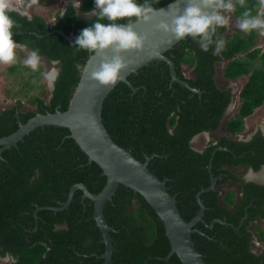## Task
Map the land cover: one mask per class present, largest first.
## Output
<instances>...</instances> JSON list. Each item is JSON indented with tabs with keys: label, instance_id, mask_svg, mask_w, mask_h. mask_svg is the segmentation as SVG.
Listing matches in <instances>:
<instances>
[{
	"label": "trees",
	"instance_id": "trees-1",
	"mask_svg": "<svg viewBox=\"0 0 264 264\" xmlns=\"http://www.w3.org/2000/svg\"><path fill=\"white\" fill-rule=\"evenodd\" d=\"M78 1L79 10L67 3L61 17L60 9L37 11L36 5H48L40 0L35 5L23 3L30 18L15 10L9 12L14 20L13 40L29 52L39 49L40 57L48 62L56 61L58 76L49 98L47 89L36 84L42 75L40 67L33 70L24 63V66L8 67L11 75L22 74L25 80L31 77L33 88L42 89V95H36L33 101L29 99L35 111L24 110L21 98L27 95L24 89L28 82L18 77L20 88L8 95L14 104L0 109V138L14 133L18 121L24 124L37 113L63 112L68 108L81 75L75 65L85 64L93 52L78 49L74 41H67L57 31L77 36L97 19L98 11L94 9V0ZM172 1L155 0L154 6L159 9ZM54 2L58 0H50ZM233 2L235 10L229 24L218 26L214 35V39L225 41L222 50L214 54L213 44L203 51L198 38L186 36L165 53L174 64L177 78L199 93L176 82L171 84L168 65L155 60L128 77L135 92L120 82L102 106V122L112 141L140 162L151 158L147 168L159 180H165V187L175 198L186 222L199 213L197 194L209 187L210 176L217 179L223 174L222 163L228 166L250 163L247 153L241 159L235 156L241 155L240 150H247L252 142L219 141L218 146L227 145L233 153L222 149L213 153V146L199 152L189 144L197 134L219 129L230 104V92L216 84L218 67L223 64L221 72L225 79L249 76L241 93L239 115L225 121L226 132L243 131L244 117L264 100L261 33L253 28L242 30L235 23L240 9L246 7L249 14L254 13L258 0ZM53 19H56L54 23ZM117 22H127V18ZM217 180L214 190L200 195L205 207L202 220L207 225L225 220L227 225L213 222L207 228L202 222L197 223L193 228L196 232L191 235L197 252L206 264H264L249 250L244 228L238 231L237 219L229 218L230 211L219 199L217 187L226 178ZM79 183L97 194L106 184V177L95 162L88 161L87 155L69 137L68 129L38 128L17 146L1 152L0 256L8 254L13 259L5 264L103 262L105 247L93 219V202L83 199L82 191L77 190L66 209L55 210L67 200L71 187ZM225 202L232 205V192L227 193ZM103 215L107 225L113 228L112 264H182L175 254L167 258L170 243L164 225L140 194L119 185L112 199L104 204Z\"/></svg>",
	"mask_w": 264,
	"mask_h": 264
},
{
	"label": "water",
	"instance_id": "water-1",
	"mask_svg": "<svg viewBox=\"0 0 264 264\" xmlns=\"http://www.w3.org/2000/svg\"><path fill=\"white\" fill-rule=\"evenodd\" d=\"M71 3L77 9L79 8L78 3ZM170 4H173V1L156 9L150 21L144 22L141 20L134 23L135 30L140 34L146 35L147 40L143 50H128L123 53L130 63L126 69L122 70L115 84L108 86L100 85L97 81L91 79L89 74L81 72L78 84L73 90L68 108L65 111L44 114L37 113L24 124L18 121V129L14 133L0 138L1 158V152L17 146V143L23 140L26 135L38 128L46 126L65 128L69 130V137L73 138L79 148L87 155L88 161L95 162L101 168L106 177V184L99 193L93 194L83 184H75L71 187L67 200L60 208L55 209L56 211L66 209L74 192L77 190L82 191L83 199H89L93 202V219L100 231L105 247L104 253L101 256L103 259L101 264H112L111 255L113 246L110 232H113V228L106 223L103 207L107 201L112 199L119 185H123L140 194L155 211L164 225L165 235L170 243V252L167 258L175 254L182 264H206L202 256L197 252L191 237L196 232L193 228L197 223L202 222L207 228H211L213 222L227 225L225 221L220 220H215L207 225L202 220L205 207L200 200V195L214 190L216 178L211 175L209 187L197 194V201L200 206L199 213L192 220L186 222L178 211L175 198L168 193L165 187V180H159L147 168L151 158H147L145 162L135 159L128 151L112 141L102 122V106L107 95L120 82L126 84L135 92L136 88L128 81V77L155 60L165 62L168 65L171 84L176 82L190 90L192 89L187 83L177 78L173 62L165 56L168 50L185 39L186 36L176 39L170 33L158 30L156 27L161 20H169L170 22V16L167 15V12L173 10L169 7ZM173 7H175L174 4ZM64 10L65 7L63 6L61 12H64ZM57 32L67 41H75L77 37L73 33L65 34L62 30H58ZM109 55H111L110 51ZM101 59L102 57L98 53H91L85 63L89 68V72ZM55 70L58 72V69ZM49 84V98H51L54 88L53 81ZM192 90L199 93L197 89ZM206 135H208L207 132L197 134L189 143L191 148L201 151L202 148L195 147L193 143L198 137ZM208 168L210 169V165Z\"/></svg>",
	"mask_w": 264,
	"mask_h": 264
},
{
	"label": "clouds",
	"instance_id": "clouds-1",
	"mask_svg": "<svg viewBox=\"0 0 264 264\" xmlns=\"http://www.w3.org/2000/svg\"><path fill=\"white\" fill-rule=\"evenodd\" d=\"M154 3L155 0H143V2L140 0H94V9H98L95 12L97 19L80 30L74 44L78 49L98 53L102 59L90 72L87 64L77 63L75 67L79 71L89 74L90 78L100 85L115 84L122 70L126 69L130 63L123 53L128 50L140 51L144 48L147 36L138 33L134 28V23L141 20L150 21L156 12ZM173 4L169 5L173 10L167 12L170 22L161 20L156 25L158 30L170 33L176 39L185 36L198 38L197 42L203 51H208L213 44L216 45L213 49L214 54L223 49L225 41L214 39V35L218 26L229 24L232 11L235 10L233 0H186V2L173 0ZM21 8L22 10L19 9V6H11L9 0H0V63L14 62L16 48L26 50L24 45H19L13 40L14 20L9 15L10 11L15 10L30 18L29 12L24 7L21 6ZM227 13L230 14L229 17ZM63 15L64 12L60 10L59 16ZM125 18H127V22H117L125 20ZM105 19L109 22L104 23ZM55 21L56 19H53L51 22ZM235 23L242 30L247 31L249 28H253L264 34V0H258L256 10L251 14L246 7H242ZM109 51L111 55H109ZM40 59L39 49H32L24 63L36 70ZM53 63L57 64L56 61ZM57 76L58 72L55 69L46 73L49 82L55 81ZM258 177L264 178V168L260 171L249 168L243 179L248 182Z\"/></svg>",
	"mask_w": 264,
	"mask_h": 264
},
{
	"label": "flooded vegetation",
	"instance_id": "flooded-vegetation-1",
	"mask_svg": "<svg viewBox=\"0 0 264 264\" xmlns=\"http://www.w3.org/2000/svg\"><path fill=\"white\" fill-rule=\"evenodd\" d=\"M64 2L65 1H63L62 6L66 7L67 2ZM248 79L249 76L245 75L234 80L225 79L223 76L222 80L216 79L218 88L230 92V104L222 117L219 129L214 132H207L208 136H211V139L206 142L203 147L199 148H202L201 151H203L208 146H213L215 148L213 153L219 149H222V151L224 150L226 153H233V151L227 148V145L223 147L218 146L219 141L228 139L238 144H240V142L244 144L252 142V145H249L250 147L247 150H240L241 155L235 156V159H241L249 154L247 158L250 159V163L233 164L230 166H228L227 163H222L221 167L224 172L220 174L217 179L225 177L226 180L217 187V191L219 199L227 206L231 213L229 218L233 220L237 219L238 226L236 227H238V231H240V228H244L242 230L245 239L249 242V250L264 263V178L258 177L248 182H245L243 179L249 168L255 171H260L264 168V100L249 116L244 117L243 131L237 134H230L226 132L224 128L226 120L235 118L239 115L241 93ZM256 115L259 117L257 118ZM257 119H259L260 124L257 122ZM250 123L255 125L252 131H248V128L251 126ZM214 135H218L216 139L212 138ZM209 160H212V155ZM228 192L233 193V203L230 206L225 202ZM225 219H227V217H225ZM5 257L9 258V261H13L10 255L7 254ZM5 257L0 256V261H3Z\"/></svg>",
	"mask_w": 264,
	"mask_h": 264
},
{
	"label": "rangeland",
	"instance_id": "rangeland-1",
	"mask_svg": "<svg viewBox=\"0 0 264 264\" xmlns=\"http://www.w3.org/2000/svg\"><path fill=\"white\" fill-rule=\"evenodd\" d=\"M42 3H47V6H42V5H36L37 8H35L37 11H45V10H61L62 8V3L63 1L68 2V1H72L75 3H79L78 0H58L57 3H50V0H40ZM11 6L16 7L19 6V9L22 10L21 6L23 7V3L24 4H34L36 0H9ZM64 2V3H65ZM50 4V5H49ZM35 6V7H36ZM228 17H229V13H227ZM264 34H262L261 39L259 40V45L260 46H264ZM263 42V43H261ZM16 49H19L21 51H16ZM15 49V60L12 63L9 64H5V63H0V109L7 107V106H12L14 104L13 100H10L9 98V94L14 93L15 91H17L21 84H20V80H18V77H21L22 74L19 75H11V72L8 71V67L12 66V65H21L24 66V60L27 58L29 52L26 51L25 49L22 48H16ZM24 63V64H23ZM42 69V75L40 77V81L36 84H40L42 86H44L47 91L49 92V86H50V82L47 80L46 78V73H48L49 71H52L53 69H56L58 67V64H54L53 62H48L46 59L41 58L40 59V63L37 67ZM27 74V73H25ZM25 77H27L25 75ZM22 78V77H21ZM25 79L22 78V81H24ZM31 77H29L27 80H25L26 82H28L27 87H25L27 90L26 91V97L21 98V102L23 104V108L24 110H36V107L30 103V100H34L35 96H41L42 95V89L40 88H33V82L31 81ZM17 81V83H16ZM30 99V100H29ZM259 112V111H258ZM257 112V113H258ZM256 117L258 118L259 116L256 115ZM257 122H259V119H257ZM251 126L250 128H248V131H252L255 127V125L253 123H250ZM260 124V122H259ZM218 135H214L212 136V138L216 139ZM211 139V136L206 135V136H202V137H198L195 141H194V145L195 147H203L205 145L206 142H208ZM6 261H9V258L5 257L3 259V261H0V264H5Z\"/></svg>",
	"mask_w": 264,
	"mask_h": 264
},
{
	"label": "crops",
	"instance_id": "crops-1",
	"mask_svg": "<svg viewBox=\"0 0 264 264\" xmlns=\"http://www.w3.org/2000/svg\"><path fill=\"white\" fill-rule=\"evenodd\" d=\"M261 36H262V34L260 35V39H261ZM263 42H261V43H263ZM222 66H223V64L220 67H218V72H217V76H216L217 80H220V79L222 80V72H221Z\"/></svg>",
	"mask_w": 264,
	"mask_h": 264
}]
</instances>
